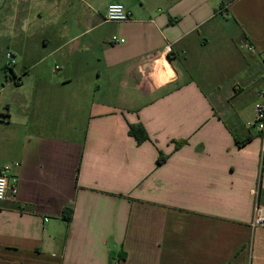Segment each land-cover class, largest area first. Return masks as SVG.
<instances>
[{"label":"crops","instance_id":"1","mask_svg":"<svg viewBox=\"0 0 264 264\" xmlns=\"http://www.w3.org/2000/svg\"><path fill=\"white\" fill-rule=\"evenodd\" d=\"M259 91L264 0H0V264H264Z\"/></svg>","mask_w":264,"mask_h":264},{"label":"built area","instance_id":"2","mask_svg":"<svg viewBox=\"0 0 264 264\" xmlns=\"http://www.w3.org/2000/svg\"><path fill=\"white\" fill-rule=\"evenodd\" d=\"M223 11V9L221 10ZM131 12L127 10V8L123 4H111L109 5L106 13V20L109 22H126L131 19ZM111 43L113 44H123L125 43V39H120L118 37H113L111 39ZM249 52H254L255 49L253 46H247L246 47ZM7 59L10 61L7 65V69L10 70L11 66L13 64L12 60V54H7ZM60 68L56 67L55 71H58ZM257 96L263 100L262 102L259 101L256 103V115H257V121L253 125L255 128H257L264 137V91H259L257 93ZM20 167V163H15L12 165H7L4 167L2 172L0 173V182H3L2 188H0V201H3L7 198L8 194H11L12 198H16L18 193L17 186L10 185L9 182V175L12 172L13 168ZM255 218H254V226H262L264 225V207L257 206L255 211Z\"/></svg>","mask_w":264,"mask_h":264},{"label":"trees","instance_id":"3","mask_svg":"<svg viewBox=\"0 0 264 264\" xmlns=\"http://www.w3.org/2000/svg\"><path fill=\"white\" fill-rule=\"evenodd\" d=\"M130 134H131L132 136H134V137L137 139V141H138L139 143H142V142H144V141H146V140L148 139L146 133L144 132V130H143L142 127H140V126H138V127H137V126H132V127H131V130H130ZM249 140H250V139H246L245 141H243V142L241 143L240 146H243V145H244L245 143H247ZM69 213H70V211H69V212H68V211H65V212H64L65 216H67L68 219L71 218V214H69Z\"/></svg>","mask_w":264,"mask_h":264},{"label":"rangeland","instance_id":"4","mask_svg":"<svg viewBox=\"0 0 264 264\" xmlns=\"http://www.w3.org/2000/svg\"><path fill=\"white\" fill-rule=\"evenodd\" d=\"M257 101H253V99L250 100V103L248 104V102L246 101L247 106V112H246V119H252L253 120V124L256 123L257 121V115H256V103L259 101H263L261 100L258 96H257ZM238 103H240L238 101Z\"/></svg>","mask_w":264,"mask_h":264},{"label":"clouds","instance_id":"5","mask_svg":"<svg viewBox=\"0 0 264 264\" xmlns=\"http://www.w3.org/2000/svg\"><path fill=\"white\" fill-rule=\"evenodd\" d=\"M2 184H3V182H0V188H2Z\"/></svg>","mask_w":264,"mask_h":264}]
</instances>
